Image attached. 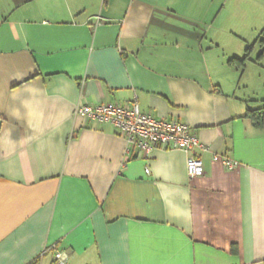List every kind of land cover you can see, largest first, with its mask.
<instances>
[{
  "label": "crops",
  "instance_id": "0c3cea01",
  "mask_svg": "<svg viewBox=\"0 0 264 264\" xmlns=\"http://www.w3.org/2000/svg\"><path fill=\"white\" fill-rule=\"evenodd\" d=\"M261 33L264 0H0V264H264V128L237 94ZM133 102L211 148L202 176L74 116Z\"/></svg>",
  "mask_w": 264,
  "mask_h": 264
},
{
  "label": "built area",
  "instance_id": "2783aa9c",
  "mask_svg": "<svg viewBox=\"0 0 264 264\" xmlns=\"http://www.w3.org/2000/svg\"><path fill=\"white\" fill-rule=\"evenodd\" d=\"M75 118L111 123L124 136L127 142L126 154L130 158L134 153L141 152L147 159L155 149H180L187 154V174L194 179L204 174L201 152H211L208 145L202 143L191 127L174 120L156 118L143 112L137 102L129 105L117 103L96 106L81 105L74 112ZM127 157V158H128ZM213 160L225 168L233 170L238 162L225 155L213 153ZM149 167L146 172L149 173ZM55 264H67L68 254L64 251L54 252ZM28 264H42L39 257Z\"/></svg>",
  "mask_w": 264,
  "mask_h": 264
},
{
  "label": "rangeland",
  "instance_id": "374dc122",
  "mask_svg": "<svg viewBox=\"0 0 264 264\" xmlns=\"http://www.w3.org/2000/svg\"><path fill=\"white\" fill-rule=\"evenodd\" d=\"M260 50L256 46L249 57L250 59L245 62L246 68L237 71V76L242 77L237 94L252 99V105H256L254 107L264 106V56L258 59Z\"/></svg>",
  "mask_w": 264,
  "mask_h": 264
},
{
  "label": "trees",
  "instance_id": "16d2710c",
  "mask_svg": "<svg viewBox=\"0 0 264 264\" xmlns=\"http://www.w3.org/2000/svg\"><path fill=\"white\" fill-rule=\"evenodd\" d=\"M262 33H261V37L259 39V43H260V45L262 47V51L258 55V59L260 57L264 56V38L262 36ZM251 50H252V47L251 46L248 47L246 49V53H245L244 57L242 59H237L239 66H244L245 65V62L250 57ZM231 61L234 62L233 59ZM246 117H248L253 122V124L255 126H257L259 128H264V106L259 107V108H256V109H250V110H248L247 113H246ZM53 264H55V260L53 261Z\"/></svg>",
  "mask_w": 264,
  "mask_h": 264
}]
</instances>
